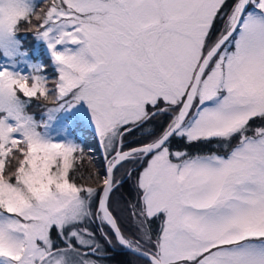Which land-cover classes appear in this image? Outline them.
I'll return each mask as SVG.
<instances>
[{"label":"snow or ice","instance_id":"obj_1","mask_svg":"<svg viewBox=\"0 0 264 264\" xmlns=\"http://www.w3.org/2000/svg\"><path fill=\"white\" fill-rule=\"evenodd\" d=\"M120 254L264 264V0H0V264Z\"/></svg>","mask_w":264,"mask_h":264},{"label":"rangeland","instance_id":"obj_2","mask_svg":"<svg viewBox=\"0 0 264 264\" xmlns=\"http://www.w3.org/2000/svg\"><path fill=\"white\" fill-rule=\"evenodd\" d=\"M28 39H29V41H31V37H30V36L28 37ZM163 121H164V117H161V118H160V122H163ZM134 137H138V134H137V135H134L133 137H131V139L134 138ZM138 138H139V137H138ZM86 140H87V142H88L89 144L93 145V146H92L93 148L96 149V158H97V160H98V161L101 160L100 149H99L98 145L96 144V141L93 140L91 136H87V135H86ZM208 147H211V146H210V145H206V146L204 147L205 150H206ZM195 150H196V149H195ZM98 166H99V164H98ZM122 172H123V170H121V174H122ZM126 180H127V182L132 186V190H133V192H134V181H135V177L133 176L132 178H128V179H126ZM134 194H135V193H133V195H132L131 197H127V196L122 192V189L120 188L119 191L116 193V198H117V200L120 201V204L123 205V203H124L125 201H130V200H132L133 197H134ZM109 264H111V263L109 262Z\"/></svg>","mask_w":264,"mask_h":264},{"label":"trees","instance_id":"obj_3","mask_svg":"<svg viewBox=\"0 0 264 264\" xmlns=\"http://www.w3.org/2000/svg\"><path fill=\"white\" fill-rule=\"evenodd\" d=\"M196 150H200L199 147H197ZM101 159H102V157H101ZM121 189H122V192L127 197H131L133 195V193H134L133 190H132V186L127 182V180L121 186ZM132 259H133V257L131 255L120 254V255H116V258L113 261H111L110 263L111 264H120L121 261H131Z\"/></svg>","mask_w":264,"mask_h":264},{"label":"flooded vegetation","instance_id":"obj_4","mask_svg":"<svg viewBox=\"0 0 264 264\" xmlns=\"http://www.w3.org/2000/svg\"><path fill=\"white\" fill-rule=\"evenodd\" d=\"M136 139H138V137H134L131 139V137L128 138L129 142H134ZM101 155V154H100Z\"/></svg>","mask_w":264,"mask_h":264}]
</instances>
